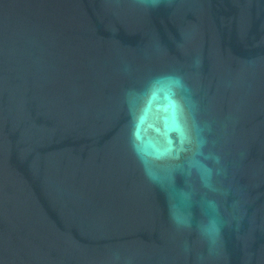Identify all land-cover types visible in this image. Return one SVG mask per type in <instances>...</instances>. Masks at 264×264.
Here are the masks:
<instances>
[{"label":"water","instance_id":"obj_1","mask_svg":"<svg viewBox=\"0 0 264 264\" xmlns=\"http://www.w3.org/2000/svg\"><path fill=\"white\" fill-rule=\"evenodd\" d=\"M0 264H264V0H0Z\"/></svg>","mask_w":264,"mask_h":264},{"label":"clouds","instance_id":"obj_2","mask_svg":"<svg viewBox=\"0 0 264 264\" xmlns=\"http://www.w3.org/2000/svg\"><path fill=\"white\" fill-rule=\"evenodd\" d=\"M142 2L145 4L155 5L158 0H142ZM178 83L179 82L177 81V84ZM209 171L210 170H206L207 173H209ZM208 208L212 213H215L216 209L213 202H208ZM173 220L178 226H189V221L184 217L174 215ZM199 231L200 234L208 241L210 251L214 250L218 244L220 234L217 219L214 216H210L206 223H203L199 226Z\"/></svg>","mask_w":264,"mask_h":264}]
</instances>
